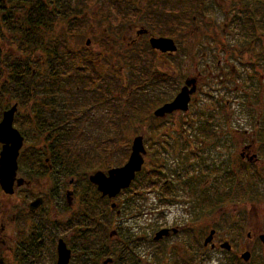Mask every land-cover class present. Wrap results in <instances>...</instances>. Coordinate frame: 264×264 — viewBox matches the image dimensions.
<instances>
[{
	"label": "flooded vegetation",
	"instance_id": "af4514ba",
	"mask_svg": "<svg viewBox=\"0 0 264 264\" xmlns=\"http://www.w3.org/2000/svg\"><path fill=\"white\" fill-rule=\"evenodd\" d=\"M41 1L47 9L45 22L51 23L54 20L55 8L48 0ZM68 1L65 13L64 15L62 14L63 31L66 33L67 38L69 36L73 38L80 37L81 39V37L86 36V39L84 45L79 47L78 58L71 59L69 50L67 57L79 65V72H82L83 76L93 75V78L85 79L83 77L82 85L84 87L82 88L83 96L81 102L74 101L72 103L78 107L77 111L70 112L66 105L61 102L62 100L59 99L58 102L62 103L63 110H60L61 114H59V110H53V112L62 117L67 122V126L71 123L70 121H77L78 125H76V128L81 130L82 125L87 122L86 118L90 111L88 107L95 110L97 105H100V101L94 96L88 97L86 91L96 89V84L98 83L96 78H99L98 75L102 73L130 75L131 80L128 79L130 81L127 83L129 87L125 85L127 81L123 85H125V88L128 87L126 90L129 96L133 98L134 95L138 97L143 93L145 94V87L151 85L165 86V84L174 83L172 87L170 86L174 96L167 100L155 99L153 102L151 101L152 105H157L158 107L152 110L151 114H149L150 111H147L144 118L141 115L144 123L151 121L161 124L169 117L187 115L197 105L200 107L205 106V112L190 114L189 121L192 117L193 120L187 125L190 127L192 138L197 135L202 137L203 140L205 139L210 145L213 144L212 146H205L206 144L201 142L199 148L194 147L191 152L196 153L200 157V155H206L205 150L207 147H211L213 150H222L220 153L222 154V161H216V169H208V171L214 172L216 174L214 177L222 175L220 176L222 181L226 179V183H223V185H228V187L232 177L226 178L225 175H228L230 171L235 172L238 178L232 186V193L236 194L238 200H240L239 198H244L247 194L252 196L260 195L261 193L254 192L257 184L262 182L264 185L263 175L260 173L261 166H264V116L259 111L261 108L260 93L252 91V94H249L253 90L252 85H248L250 80L247 77V82L243 80L241 72H244V68L247 70L254 68V71H256L258 69V61L256 63V60L261 62L263 59L262 56L257 54L258 51L261 53L258 43H261L263 39L262 31L264 29L261 24L263 0H95L96 2L94 1L93 5H90L88 0H77L78 6L76 9L70 7L75 0H70L69 3ZM105 5H109L110 8L108 10L103 9L102 7ZM158 40H169L171 43L169 42L168 46L173 47V50L155 47V41ZM236 40L241 42L239 50L229 45V43H233ZM49 55L51 56L49 63L53 64V54ZM64 62L58 64H61L60 69H64L63 71L67 74V77L62 78L63 82L60 81L59 87L63 83L65 84L64 80L70 78V67H64L66 65ZM51 70H54V68L51 67ZM234 77L240 82L235 84L231 90L225 88L223 85H230ZM192 79L195 80V91L190 95L187 111H175L164 118H156L154 111L165 104L171 103L181 89L185 87L186 82ZM87 81L89 88L84 84ZM65 86L67 87L68 84L62 86V88L64 87L63 90H68L71 85L67 88ZM90 86L93 88H90ZM142 87L143 89L140 91ZM192 87L193 85H190L188 89L190 90ZM92 91L91 93L94 92ZM238 92V95L241 96L240 99L230 98V94L231 96L233 93L237 95ZM224 96H227V98H225L226 101L223 103L222 99ZM206 101L209 105L205 104ZM64 102L70 104L68 98ZM14 104L17 105V108L21 106L17 103ZM89 104L92 105L90 106ZM85 106L88 107L83 109ZM30 107L27 106V109L31 110L32 118V116H35V108ZM241 113L242 115H240ZM200 118L206 121L207 127L211 128L210 131L208 129L206 131L198 129L200 124L197 125L195 121ZM243 121L245 122L244 124H242ZM219 125H221V129L216 132L215 130ZM36 128L38 127L36 126ZM228 135L231 137L233 135L234 137L237 136L238 143L236 148L233 146L227 147L223 142H221V146L218 145V142L220 140L224 141V138ZM136 137H142L145 149L144 159L147 154L145 147L147 142L144 144L143 135ZM24 143L23 137V146ZM131 144L128 148V157L131 152ZM162 149L165 150L164 147ZM37 151L43 152L42 154L46 153L43 148ZM155 153H158V149ZM231 158L232 162H230ZM234 158L237 159V162ZM44 163H48V158H44ZM48 168L50 169L51 166L48 165ZM18 172L19 170L17 169L16 176L21 178L18 177ZM52 173V171L43 173V175H29L26 173L28 179L21 178L23 179V184L20 186L14 184L12 195H5L0 190V264H43L45 261H42L40 257L43 246H45L46 250H50V259L46 261L56 264V247L60 240L65 243L67 249L71 252L68 264L73 261L75 247L70 249L67 244L68 241L66 242L62 238L56 239V243L54 239V231H60L64 234L70 231V228L75 229L77 227L71 224L70 226L65 220L54 221L52 207H50L52 215L48 213L50 205L48 200H50L52 187L49 177ZM37 176L46 177L44 185L41 184V180ZM248 176L250 177L251 185L246 184ZM241 181H245V184L241 185ZM167 183V181L164 182L163 187ZM68 184L73 188L72 191L65 190L66 203L70 204L69 197L78 192V189H75L78 188V184L75 179L70 180ZM171 184L174 183L171 182ZM89 185H91V189L95 188L96 190L95 186L90 183ZM80 186L81 184L79 188ZM130 186L126 189L127 191L131 188ZM173 186L168 187L169 189H165V186L164 192L159 194L163 201L178 197L176 194L179 190L175 189L173 192ZM248 189L249 191L246 193ZM19 190L26 194L25 197L29 201L25 203L26 207L21 209L20 213L14 210L10 217L8 216L10 205L3 207L1 201L5 196L9 198L16 196ZM126 190L121 191L113 199L102 198L100 193H97L100 199L108 200L109 206L111 204L115 205V208L111 211L117 217L121 212L117 209V204L114 200L124 194ZM37 200L41 201L39 206L37 208L32 207L35 209L31 211L30 206ZM4 209L6 210L4 211ZM206 212L201 211V213ZM11 224L14 225V236H11L8 231ZM162 230L167 231L166 235L160 240H155L156 234ZM159 231L152 238V244H154L152 249L154 248L153 246L161 245L163 241L171 238L180 237L185 232L186 238L189 237L190 242L183 243L184 251L189 256L188 262L190 264L193 263L198 255L196 254L197 243L193 228L170 227L162 228ZM211 231L214 232L212 241L206 246L203 242L202 250L209 249L214 252L221 249L231 252L232 248L229 242H217L216 232L210 230L209 233ZM110 233L112 234L111 238L119 235L116 231H110ZM261 235L258 236V240ZM225 243L228 244L229 250L222 248ZM116 250L114 251V257L110 258L112 260L111 264H117L119 261L120 252ZM127 250L130 251V247H127ZM245 252L250 254L248 247L245 248L243 253ZM243 253L240 254V260L237 259V261L247 264L250 258L247 262L243 261L241 259ZM6 254L12 256L13 259L9 261ZM155 255L159 258L162 256L159 253H155ZM155 255L153 253L154 257ZM78 258L80 261L78 264H86L85 261H93L86 258L81 248L78 249ZM131 259L132 263L135 264L134 256L131 255ZM188 262L186 263L188 264ZM92 263L94 264L95 262Z\"/></svg>",
	"mask_w": 264,
	"mask_h": 264
},
{
	"label": "rangeland",
	"instance_id": "374dc122",
	"mask_svg": "<svg viewBox=\"0 0 264 264\" xmlns=\"http://www.w3.org/2000/svg\"><path fill=\"white\" fill-rule=\"evenodd\" d=\"M48 1L55 8L53 14L54 20L51 23L47 22V24L36 30L37 39L39 38L37 44H41L42 50H37L34 54L25 56L21 51L26 39L24 33L17 29L10 31L1 23L3 16H10L13 17V19L25 18L23 9H19L22 5L15 4L14 6L7 0H3L5 9H0V49L2 51L3 60L1 61L3 62L2 69L5 70L9 62L13 65L16 62L22 63L29 60V66L33 69L36 76L34 81L37 83L38 77L40 83V81L45 80L44 76L50 73L48 65L50 57L48 56H50L49 54H53L55 65L54 70L58 71V62L65 61L64 63L66 65H64V67H70V78L64 80V82L65 84H68V86H71L70 88L67 86L68 90H63L64 87L62 88V86L65 85L63 83L60 87L59 98L64 99V101L68 98L70 104H66L63 101L67 109H69L70 112L74 110L77 111L78 107L72 103L74 101L81 102L83 96L82 88L84 87L82 85L83 77H85V79H92L93 75L83 76V73L79 72V65L75 64L71 59L79 57L78 50L81 45H84L86 36L83 38L81 37V39L80 37L73 38L69 36L67 38L66 33L63 31L62 14L64 15L65 13L68 0ZM94 1L95 0H88L90 5H93ZM69 2L70 0L68 3ZM77 6V0L70 5V7L74 9H76ZM102 8L108 10L110 7L109 5H105ZM261 16L263 17H261V24L264 29V0L261 6ZM19 22L17 23L20 24ZM22 30L25 31L26 27H22ZM262 35L263 39L261 43H258V46L260 45L261 53L258 51L257 54L262 56L263 59L261 62L256 60V63L258 61V69L254 71V68L248 70L244 68V72L242 71L241 73L243 80L247 82V77L248 80H250L248 85H252L253 90H251L249 94H252V91L254 93H260L259 98L261 108L259 111H261L262 116H264V30L262 31ZM32 36L33 35H31V37ZM229 45L236 48V50H239L241 42L236 40L233 43H229ZM68 50L71 59L67 57ZM63 70L64 69H60L59 72L64 74V77L62 78H66L67 74H65ZM98 76L99 78H96L98 83L96 84V89H93L94 92L91 90L93 92L91 93L90 89L86 92L88 97L94 96L97 98L100 101V105H97L95 110L88 106L83 107V109L88 107L90 111L88 114L89 118H86L87 122L82 125L83 127L81 130L76 128V125H78L77 121H70L71 123L65 130L67 134L64 137V141H66V143H71L74 148V150L71 151L72 153L66 157H70L72 161V156L74 155L75 157H78V161H85V163L99 162L101 165L100 169L84 171V175L79 177L81 181L75 179V182L78 184V188L75 189H80L82 187L85 188L83 182L85 178L93 172L101 171L106 173L109 168H115L117 165L122 166L125 164L128 157L126 156V153L128 152V148L134 137L143 135L144 144L147 142V144H145L147 154L144 158L142 171L132 184L131 188L114 200L117 204V209L121 214L116 217L115 213L109 209L110 203H103L104 211L102 214L104 215V220L110 223L108 233H110V231H116L119 234L116 237L108 239L105 243L107 250L114 251L117 249L116 247L121 244L122 247H130L128 253L134 256L135 264H187L186 262H188L189 256L184 251L185 247L183 246V243L190 242V239L189 237L186 238L185 232L184 234H181L180 237L171 238L163 241L161 245L153 246V249L152 245L154 244H152V238L154 234L162 228L191 227L193 228L194 236L196 238V254H198L197 258L191 264H232V261H234L235 258L239 259L240 254L245 251L246 247L249 248L250 252V261L247 264H264V246L258 240L259 235H264V185L261 182L255 187L254 193H261L260 195L252 196L247 194L244 198H239L240 200H238L236 194L232 193V186L236 183L238 178L235 172L230 171L228 175H225L226 178L232 177L228 187V185H223V183H226V179L222 181V178L220 177L222 175L214 177L216 174L212 171L210 172V170L208 171V169H216V161H222V154H220L222 150H213L211 147H207V149H210L205 150L206 155H200V157H198L196 153L191 152L194 147L199 148L201 142L205 143V146H212L213 144L210 145L205 139L203 140L202 137L197 135L192 138L190 127L187 125V123L193 120L192 117L189 121L190 114L197 112L200 114L201 111L205 112V106L200 107L197 105L193 108L195 110L192 109L187 115L182 114L169 117L161 124L151 121L147 123L142 121V123H139L140 120L137 119L134 114L137 111H141L144 106H147V104H151L155 99L167 100L174 96V93L170 88L174 83H170L169 85L165 84V86L151 85L145 87V94H138V97L134 95V98L136 99L134 101V98L129 96L126 90L129 87L127 83L131 80L130 75H110L102 73ZM62 78L60 79L61 82H63ZM128 79L130 80L128 81ZM124 82H126L125 85L128 87H124ZM238 82L240 81L234 77L230 82V85L223 86L231 90ZM84 84L89 88L88 81ZM90 88L93 87L90 86ZM142 89L143 87L140 91ZM89 93L91 94L89 95ZM238 94L239 92L237 95L233 93L231 96L230 94V98L240 99L241 96ZM225 98H227V96L223 97V103L226 101ZM3 99H5V96H3ZM6 101L8 107L15 102L10 100V98H6L5 102ZM205 104L209 105L207 101ZM89 105L91 106L92 104ZM57 110H63V107L61 109L60 106L56 108V111ZM51 112L54 113L51 115L52 118L56 120L62 119V117L58 116L56 112H53V109ZM207 112L209 111L207 110ZM141 114L144 113L141 112ZM29 115H31V110H28L27 106L17 108L15 116L16 123L14 121V127L21 132L25 142L21 153L28 151V149L41 150L43 144L46 146L44 135L38 128L31 127L28 130L25 118ZM240 115H242V113ZM200 119L201 121H199ZM200 119L195 121L197 125L200 124L198 129H208V131H210L211 128L207 127V124L205 123L206 121L203 120V118ZM244 123L245 122L243 121L242 124ZM220 129L221 125H219L215 131L218 132ZM236 137L237 136L234 137V135L232 137L228 135L224 138V141L220 140L218 145L221 146V142H223L227 147L233 146L236 148L238 143ZM163 147L165 150L162 149ZM157 149L158 153L156 154L155 151ZM234 159L237 162V159ZM230 162H232V158L230 159ZM152 172H155L154 178L149 180V174ZM260 173L263 175L262 179H264V166H261ZM18 174V177L28 179L26 176L27 174L23 171L19 170ZM37 177L41 180V184L44 185L46 177ZM49 178L52 187L49 198L50 200H48L50 202L48 213L52 215L50 211V207H52L54 221L59 222L65 220L72 226L77 224L76 217L83 215V210L85 209L81 205L82 195L79 192L69 197L70 204L66 203L65 190L72 191L73 188L68 184L72 178L61 177L58 173L50 174ZM247 179L248 181L246 184L251 185L250 177L248 176ZM166 181L168 183L165 185L166 187L164 186L165 189L174 185L173 192L175 189H177V191L179 190L176 194L178 197L169 199V201H163L159 195L164 192L163 184ZM169 182L174 184L170 185ZM80 184L81 186L79 188ZM244 184L245 181H241V185ZM86 189L87 188H85V190ZM89 190H86L88 196L87 200H92V208L95 209L96 206L98 208L100 205L97 201V197L93 195V189H91V191ZM248 191L249 189L246 190V193H248ZM18 192L19 193H17L16 196L11 198L5 196L1 201L3 207L10 205L8 214L10 217L14 210L20 213V210L26 207L25 203L29 201L26 199V194H24L23 191L19 190ZM219 192H225L226 194L229 193L232 200H228L212 210L209 209L206 213H201L199 205L202 203L201 200L206 196L213 198L214 194ZM196 199L200 203L196 202ZM5 210L6 209H4V211ZM98 210L100 209L98 208ZM14 230V225L11 224L8 229L11 236H14ZM210 230L216 232L217 242L223 243L224 241H228L231 245L232 251L226 252L221 249L214 252L209 249L202 250V244ZM80 232H84L83 228H70V231H67L64 234L60 231H54L55 243L56 239L62 238L66 240V242L68 241L67 244L70 249L74 246H78ZM248 235L249 237H247ZM96 238L98 239L99 235ZM153 253L154 255L155 253H159L162 256L159 258L155 255L154 257ZM40 257L42 261H45L43 264H51L50 261H46L50 259V250H46L45 246L42 247ZM12 259V256H8L9 261ZM178 259L182 261H176ZM101 261L102 260H99L97 264H101ZM78 263H80L78 251L74 248L73 261L71 264ZM238 263L245 264L242 261ZM117 264L122 263L118 261ZM124 264L130 263L125 262ZM188 264L190 263L188 262Z\"/></svg>",
	"mask_w": 264,
	"mask_h": 264
},
{
	"label": "trees",
	"instance_id": "16d2710c",
	"mask_svg": "<svg viewBox=\"0 0 264 264\" xmlns=\"http://www.w3.org/2000/svg\"><path fill=\"white\" fill-rule=\"evenodd\" d=\"M7 1L14 6L15 4L22 5L19 9H23V13L25 14V18L23 19H13V17L10 16H3L1 20V23L10 31L17 29L18 31L24 33V37L26 39L25 44L23 43V48H21L22 53L26 56L34 54L35 52H37V50H42L41 44H37L39 38L37 39L36 36V30H38L39 27L47 24L45 23V19L47 18V9L42 1ZM0 9H5L3 0H0ZM17 22H19L20 24H18ZM22 27H26V30L23 31ZM31 35L33 36L31 37ZM1 61L3 60L2 51L0 49V120L2 117V113L12 106H7V101L5 102L6 98H10V100L15 101L14 103L21 105V108L25 106H32L36 109H34L35 116H32L31 118L30 115L26 116L25 118L28 125V130L31 127L36 128L37 126L40 132L44 135L46 141V146L44 144L42 145L43 151L46 152L45 154H42L43 152H38L37 150L32 149H28V151L22 152L20 154L17 161L18 170L23 171L24 173H27L29 175H43V173L52 171L53 173H58L59 175H61V177H71L72 179L74 178L81 181L79 177H81V175H84V171L100 169L101 165L99 162L85 163V161H78V157H75L74 155L72 156L71 161L70 157H66L67 155H70V153H72L71 151L74 150L71 143H66V141H64V137L67 134L65 132L67 128V122H65L63 118L59 120L51 118V115L54 114L51 112L52 109L56 110V108H58V106L60 107L63 103V99L59 98V84L60 79L64 76V74L56 70H51V67H55L54 63L48 64L50 73L44 76V82L40 81L39 83V78L37 77L38 81L36 83L34 81L36 76L33 69H31L29 66V60H26L22 63L16 62L13 65L9 62L5 70L2 69L3 62ZM58 63L57 69H60L61 64ZM3 96H5V99H3ZM59 99L62 100V103L58 102ZM156 107L158 106L152 104L144 106L141 111H137L134 115L137 119L140 120L139 123H142L143 118L141 115H144L146 117V112L150 111L149 114H151L152 110H154ZM141 112H143L144 114H141ZM59 114H61L60 110ZM14 121L16 123L15 118ZM204 131L206 130L204 129ZM19 133L21 134L20 131ZM126 156H128V152L126 153ZM44 158H48V163H44ZM48 165L51 166L50 169L48 168ZM115 167L119 166L117 165ZM110 169L112 168H109L108 170ZM139 174H137L132 184L138 178ZM154 175L155 172L150 173L148 179H153ZM83 183L85 188H87L86 190L90 189L91 191V185H89L87 178H85ZM85 188L82 187L78 189V192L82 195L81 205L85 209L83 210L84 214L77 216V224L73 225L77 228H83L84 232H80L79 245L74 247L77 251L79 248H81L85 253L87 259L93 260L92 262L95 263H97L99 260H102L100 262L102 264L104 260L113 258L115 254V250L109 251L105 247V243L109 238L111 239L108 233L110 229V223L104 220V215L102 214V212L104 211L103 203H108V200L100 199L99 194L97 193L95 188H93V195L97 197V201L100 205H98V208L100 210H98L97 206L95 207V209L92 208V200H87L88 196ZM227 195H229V193L225 194L224 192H219L217 194H214L213 198L206 196L201 200L202 203L197 201V199L196 202L200 203V210L206 212L209 209L212 210L213 208L220 206L224 204V202L230 200V195ZM98 235L99 240L96 238L98 237ZM116 248L118 252H120L118 258L122 264H124L125 262L133 264L131 255L128 253L127 247L117 246ZM92 262L85 261L86 264H93ZM232 264H239L236 258L234 259V261H232Z\"/></svg>",
	"mask_w": 264,
	"mask_h": 264
},
{
	"label": "water",
	"instance_id": "95a60500",
	"mask_svg": "<svg viewBox=\"0 0 264 264\" xmlns=\"http://www.w3.org/2000/svg\"><path fill=\"white\" fill-rule=\"evenodd\" d=\"M169 40L155 41L154 46L159 49L173 50V47H169ZM171 43V42H170ZM193 85L189 90L188 87ZM195 80H189L186 82L185 87L181 89L178 95L171 103L165 104L162 107L154 111L156 118H164L166 115L175 111H187L190 95L195 91ZM17 112V105L14 104L9 109L2 113L0 120V190L5 195H12L14 184L20 186L23 184V179L17 178L18 169V157L19 152L23 146V137L17 129L14 128V118ZM145 149L143 146L142 137H136L131 144V152L129 154L127 162L118 168L108 170L106 173L101 171H95L88 176L90 184L96 187L101 197L113 199L121 191L129 188L136 175L141 172L143 164ZM40 200L35 201L30 209L37 208L40 204ZM35 207V208H32ZM115 208L114 204L110 205V209ZM167 233L166 230L159 231L155 240H160ZM214 232L211 231L208 237L204 241V245H208L212 241ZM109 236H112L110 233ZM260 242L264 245V235L259 237ZM223 249L229 250L227 243L222 245ZM57 261L56 264H68L71 258V252L67 249L63 241H59L56 247ZM250 258V254L245 252L241 255V259L247 262ZM111 259H106L102 264H111Z\"/></svg>",
	"mask_w": 264,
	"mask_h": 264
}]
</instances>
